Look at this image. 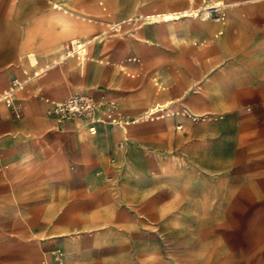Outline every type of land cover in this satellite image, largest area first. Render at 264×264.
Wrapping results in <instances>:
<instances>
[{"label":"rangeland","instance_id":"1","mask_svg":"<svg viewBox=\"0 0 264 264\" xmlns=\"http://www.w3.org/2000/svg\"><path fill=\"white\" fill-rule=\"evenodd\" d=\"M99 1L107 10L98 5L92 18L104 22L97 25L98 32L110 30L81 56L91 53L99 60L69 56L57 65L58 75L49 78L54 89L66 94L42 98L55 126L71 123L60 129L67 149L65 170L54 179L65 182L60 203L42 206L50 213L46 223L57 227L52 239L64 240L67 248H56L47 264H166L189 255L196 264H264L259 223L250 220V206L236 188L234 158L223 156L224 142L218 139L220 117L225 116L218 107L227 106L238 87L264 86V13L226 5L211 9L208 18L152 22L146 14L177 6L169 0ZM192 3L199 7L202 0ZM124 18L132 19L122 29L108 25ZM133 55L144 58L148 75L159 70L162 102L157 100V107L212 104L215 113L199 120L182 112L167 117L165 110L130 125L85 117L58 122L47 114L46 98L61 101L75 94L91 96L103 106L114 104L130 121L148 114L150 105L135 112L122 105L130 87L142 84L143 89L152 81L147 76L127 84L131 77L113 62ZM236 71L254 75L235 77ZM54 133L51 129L47 136L52 140ZM73 135L93 146L94 163L82 157L77 167L68 156ZM73 178L81 181L76 189L69 188ZM24 223L32 227L33 222Z\"/></svg>","mask_w":264,"mask_h":264},{"label":"crops","instance_id":"2","mask_svg":"<svg viewBox=\"0 0 264 264\" xmlns=\"http://www.w3.org/2000/svg\"><path fill=\"white\" fill-rule=\"evenodd\" d=\"M44 1L0 0V93L9 86L11 80L24 77L21 72L24 62H27L24 69L41 70L40 76L27 85L32 94L28 95L24 91L16 93L20 116L0 102V166H4L0 169V264H47L54 260L52 253L56 248H67L64 240L52 239L58 234L57 227H50L46 223L50 221V213L44 211L42 206L60 203V190L65 188V182L54 179L65 170L67 156L60 129L69 128L71 123L64 124L62 128L55 126L53 120L45 115L48 104L42 98L44 95L64 96V89H54L52 86L55 81H49L50 77L58 75L57 65L64 63L69 56L88 61L99 60L91 53L81 56L110 30L98 32L97 25H103L104 22L92 18V15H98V5H102L103 11L107 10L103 6L104 1ZM221 1L232 4L240 12L264 13V0ZM192 2L195 0H169L168 4L177 7L146 14V18L152 22H175L193 16L185 15L177 19L167 17L169 13L193 12L203 5V0L199 7H194ZM47 4H52V7ZM159 15L161 18H157ZM140 17L144 15L137 16ZM130 19L124 18L108 25L111 29H122ZM263 19L264 16L260 17V20ZM78 42L86 44L84 50L71 56V50ZM100 61L104 62V59L100 58ZM106 63L110 61L106 60ZM113 63L131 77L127 84L147 76L152 78L150 86L146 88L144 86L142 89V84L130 87L131 92L122 102L124 107L133 112L150 105L148 114L129 120L128 125L149 120L146 116L157 111L166 110L167 117L182 112L199 120L215 113L212 104L202 107L193 105L189 109H168L171 106L164 105L157 107V100L162 102L159 94L161 78L157 75V67L148 75L150 72L146 71L144 58L137 55ZM234 75L241 77L254 74L236 71ZM253 85L234 89L228 105L218 107V110L225 111V116L220 117L218 139L224 142L221 148L223 156L234 158L236 188L241 190L243 202L250 206L251 222L259 223L260 229L256 227V235L264 246V86ZM73 88L82 89L81 86ZM173 105H180V102ZM123 128L127 133L126 125ZM51 129L55 132L52 140L47 136ZM58 134L62 136L59 139ZM68 143L73 149V154L68 156H72L77 167L82 163V157L90 158L89 165L96 161V150L86 140L73 135ZM80 184L81 181L73 178L69 188L76 189ZM35 208L38 210L36 213L33 211ZM26 221L33 222L32 227H27ZM185 258L178 261L170 258L166 264H196L193 255Z\"/></svg>","mask_w":264,"mask_h":264},{"label":"built area","instance_id":"3","mask_svg":"<svg viewBox=\"0 0 264 264\" xmlns=\"http://www.w3.org/2000/svg\"><path fill=\"white\" fill-rule=\"evenodd\" d=\"M82 44L84 46H81ZM85 45V43L78 42L71 50V56L81 53L84 50ZM23 74V78H15L11 80L9 86L0 93V102L6 107L13 109L17 116H20V113L18 111V104L16 103V93L18 91H24L28 94V83L39 77L41 70L29 71L28 69H24ZM46 101L50 104L47 114L58 122L71 120L75 117L89 118L92 122L109 121L121 124H127V122H129L128 119H123V117L118 114L114 104L103 106L102 103L98 102L91 96L75 94L61 101L50 98H46ZM156 113L149 114L146 118H155L152 115H155ZM157 117L158 116H156V118Z\"/></svg>","mask_w":264,"mask_h":264},{"label":"bare ground","instance_id":"4","mask_svg":"<svg viewBox=\"0 0 264 264\" xmlns=\"http://www.w3.org/2000/svg\"><path fill=\"white\" fill-rule=\"evenodd\" d=\"M226 5H232V4L224 3L221 0H203V5L198 10H195L193 12L185 11L184 13L182 12L181 14L169 13L167 17L177 19L185 15L186 16L195 15L196 17L201 16L204 18H208L209 16H211L212 13L211 9L219 10L221 7H224ZM157 18H161V16H157ZM91 131L96 132V128L92 127Z\"/></svg>","mask_w":264,"mask_h":264}]
</instances>
